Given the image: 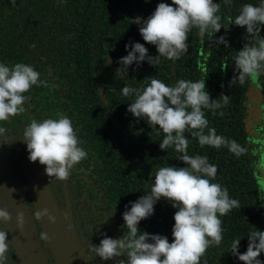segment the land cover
I'll list each match as a JSON object with an SVG mask.
<instances>
[{
  "label": "trees",
  "instance_id": "trees-1",
  "mask_svg": "<svg viewBox=\"0 0 264 264\" xmlns=\"http://www.w3.org/2000/svg\"><path fill=\"white\" fill-rule=\"evenodd\" d=\"M161 2L171 4V0H16L14 6L12 0H0V63L29 64L48 84L33 86L27 93L30 100L25 112L10 124L0 125L13 135L5 144L9 149H19L20 157L27 159L26 144L17 140L27 124L32 119H56L58 113L69 117L88 157L66 181H49L50 189L59 206H64L66 185L72 221L84 247L88 242L99 245L105 233L114 239L122 238L126 234L121 227L123 213L150 191L147 181L151 173L159 167L186 166L175 159L173 148L160 149L162 135L152 133L146 121L127 111L135 94L122 95L125 81L142 88L146 78L155 77L174 86L179 79L195 82L206 73V90L211 98L229 96L228 105L221 109L223 117L205 110L209 127L247 147L249 152L237 158L226 147L201 148L198 140L188 135V154L206 155L209 163L217 165L212 182L227 188L230 197L240 203V208L221 217L223 240L218 247H209L201 264H242L231 253L233 240L241 239L239 252L243 254L249 244L248 233L264 231V201L259 199L258 189L264 187L263 178L254 175L256 159L252 155L253 149L264 144V75L243 86H229L235 75L232 58L247 41L246 29L228 26V18L234 19L245 4L259 6L261 0H231L229 4L213 0L221 4L217 14L227 28L211 41L208 35L201 40L193 29L189 33V50L179 60L161 58L157 68L147 61L139 66L133 64L124 69L126 75L116 79L121 67L118 60L128 54L126 45L139 42L150 56L158 55L156 47L143 40L139 26L131 24V19H147ZM221 36L227 44L216 46L214 41ZM260 37L264 38V27ZM36 163L46 175L45 166ZM175 211L161 199L154 215L140 222V230L166 236L171 243ZM85 253L88 257L86 247ZM259 259L264 261V254ZM89 262L113 264L99 257Z\"/></svg>",
  "mask_w": 264,
  "mask_h": 264
},
{
  "label": "clouds",
  "instance_id": "clouds-1",
  "mask_svg": "<svg viewBox=\"0 0 264 264\" xmlns=\"http://www.w3.org/2000/svg\"><path fill=\"white\" fill-rule=\"evenodd\" d=\"M230 2L223 0L225 4ZM12 4L15 6L16 0H12ZM220 7L221 4L213 0H171V4L159 3L147 19H131V24L139 26L143 40L156 47L158 55L150 56L148 49L139 42L126 45L128 54L118 60L121 67L117 70L116 79L126 75L124 69L133 64L139 66L147 61L150 66L157 68L161 58L179 60L189 50V33L193 29L197 30L201 40L208 35V41H211L222 28L234 24L246 29L247 42L232 58L235 75L229 86H243L249 80L255 82L264 75V38L260 37L264 27V0H261L259 6L245 4L234 19L228 18L227 27L220 23L222 17L217 14ZM214 43L216 46L226 45L227 40L221 36ZM206 77L205 73L195 82L179 79L174 86H168L155 77H148L143 81L145 86L142 88H134L125 81L122 95L129 97L135 94L127 111L136 119L146 121L152 133L162 135L160 149L166 151L173 148L175 159L186 166H164L159 167L154 174L151 173L147 181L150 191L132 202L130 210L126 209L123 213L124 224L121 227L126 229V234L114 239L105 233L99 245L88 242L85 245L88 261L99 257L113 264H201V258L209 247L221 244L224 231L221 217L240 208V203L230 197L227 188L212 182L217 176V165L209 163L206 155L188 154V135L198 140L201 148L226 147L237 158L247 155L249 149L235 140L218 135L214 127H209L205 110L213 116L218 114L223 117L225 113L221 109L228 105L229 96L221 95L213 100L206 90ZM33 86L48 87L33 66L26 63L13 66L0 63V125L10 124L13 118L25 112L26 102L30 100L27 93ZM57 116L56 119L42 121L32 119L19 139L16 138L26 144L28 159L32 163L38 161L45 166L50 183L66 181L72 170L88 157L87 151L80 146L81 141L73 121L63 114L58 113ZM9 131L7 127L0 126V144L10 141L13 135H9ZM252 155H259V159L253 163L254 175L264 178V144L259 149H253ZM258 189L259 199L264 201V187ZM10 190L15 191L14 188ZM161 199L176 210L171 243L168 237L142 232L139 227L141 221L154 215L155 205ZM7 203L10 208L11 201ZM25 204L34 206L32 217L35 221L47 217L51 223H56V218L47 209L39 211L35 203ZM9 208H0V264H17L9 255L14 246L9 240L10 230L5 228L13 219ZM64 220H68L67 215ZM16 221L17 228L22 230L25 223L23 212L17 213ZM40 239H48L47 234L42 233ZM247 239L249 244L243 254L239 252L241 239L233 240L232 255L238 257L242 264H264L259 259L264 254V231H251Z\"/></svg>",
  "mask_w": 264,
  "mask_h": 264
},
{
  "label": "flooded vegetation",
  "instance_id": "flooded-vegetation-1",
  "mask_svg": "<svg viewBox=\"0 0 264 264\" xmlns=\"http://www.w3.org/2000/svg\"><path fill=\"white\" fill-rule=\"evenodd\" d=\"M11 150H13V155H11ZM28 156L29 153H27V159L22 158L16 147L9 149L5 143L0 144V208H9L7 201L10 200L9 211L13 218L12 222L5 226L7 230H10L9 240L14 246L10 249L9 255L17 261V264H59L48 239H40L41 234L45 233L44 218L41 221H35L32 217L34 206L25 204L35 203L36 210L47 209L49 214L56 218V222L63 226L65 233L72 235L70 231L72 227L76 230L79 248H84V253L81 258H77L75 264H90L86 257L85 247L78 237V231L67 214L65 194L64 206H59L58 200L50 189L51 184L48 177L37 163H32L28 159ZM11 188L15 191L12 192ZM33 188L37 189V196H34ZM48 190L56 200V208L47 198ZM18 212L24 213L25 223L22 230L17 228ZM65 215L68 216L67 221L64 220ZM78 255H81L80 252Z\"/></svg>",
  "mask_w": 264,
  "mask_h": 264
},
{
  "label": "water",
  "instance_id": "water-1",
  "mask_svg": "<svg viewBox=\"0 0 264 264\" xmlns=\"http://www.w3.org/2000/svg\"><path fill=\"white\" fill-rule=\"evenodd\" d=\"M37 171L40 172V170L37 168ZM65 188V196L67 201V214L70 217V221L72 223V215H71V204L68 197V190ZM37 189L33 188V194L34 196H37ZM47 198L51 201V204L55 206L56 208V200L51 194V191L48 190L47 192ZM44 230L45 233L48 236L49 244L59 262V264H75L77 263V258H81L84 253V248H79V242L77 238L76 230L72 227L71 228V234L65 233V229L62 225L59 223H51L47 217H44ZM70 236V237H69ZM78 252H80V256L78 255ZM79 261V260H78Z\"/></svg>",
  "mask_w": 264,
  "mask_h": 264
},
{
  "label": "rangeland",
  "instance_id": "rangeland-1",
  "mask_svg": "<svg viewBox=\"0 0 264 264\" xmlns=\"http://www.w3.org/2000/svg\"><path fill=\"white\" fill-rule=\"evenodd\" d=\"M254 96H255V99L258 98V96H257L256 93H254ZM260 142H261V141H260ZM260 147H261V145L257 146L256 149H259ZM255 159L258 160V159H259V155L255 156ZM262 183H263V185H264V178H263V180H262Z\"/></svg>",
  "mask_w": 264,
  "mask_h": 264
}]
</instances>
